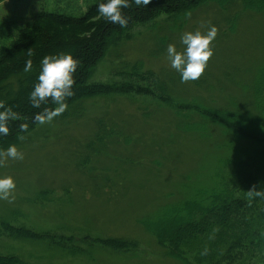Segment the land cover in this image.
<instances>
[{"label": "rangeland", "instance_id": "374dc122", "mask_svg": "<svg viewBox=\"0 0 264 264\" xmlns=\"http://www.w3.org/2000/svg\"><path fill=\"white\" fill-rule=\"evenodd\" d=\"M99 1L3 0L0 25L15 36L42 9L82 15ZM218 3L208 0L183 16L162 14L134 26L108 46L91 80H133L135 90L85 99L67 117L38 123L19 137L14 145L24 158L0 166V177L16 182L15 198L0 200V224L5 219L41 237L5 236L2 246L31 264H183L142 222L155 220L196 184L208 183L230 149L222 148L221 128L201 121L197 112L194 122L205 123V131L176 129L177 113L190 104L215 111L252 104L251 87L264 72V12L248 11L238 0ZM212 25L218 34L207 68L199 79L181 82L167 46L182 52L184 32H206ZM100 238L121 239L130 248L115 250Z\"/></svg>", "mask_w": 264, "mask_h": 264}, {"label": "trees", "instance_id": "16d2710c", "mask_svg": "<svg viewBox=\"0 0 264 264\" xmlns=\"http://www.w3.org/2000/svg\"><path fill=\"white\" fill-rule=\"evenodd\" d=\"M207 1L152 0L146 8L139 9L132 5L123 9L129 18L124 28L107 23L98 14L97 5L103 0L91 4L82 15L42 9L15 36L8 34L10 29L4 30L0 25V102L5 108H12L19 117L10 122L9 134L0 136V146L18 143L21 135L38 124L34 122L36 113L45 107H57L49 101L41 108H33L28 99L37 83L43 57L71 53L79 60L74 95L65 100L67 108L61 114L67 117L71 106L85 99L135 90L133 80L123 84L91 80L95 66L105 57L111 43L138 24L162 14L174 18L183 16ZM238 1L248 11L264 12V0ZM28 60L32 61V68L25 72ZM133 70L132 74L138 75V67ZM143 79L148 80V75H143ZM251 90L256 94L255 102L240 108L224 106L229 110L224 111L219 105H210L222 108L215 111L190 104L185 108L186 113H177L181 117L177 121L181 129L179 125L176 129L191 134L205 131V123L194 122L193 116L197 112L201 121L221 128L220 136L226 141L222 148L230 149L228 158L220 157V165L212 172L208 183L196 184L180 196L182 200L165 206L155 220L142 222L166 254L183 264H264V197L248 195L253 186L264 191V72L256 78ZM142 91L148 92V89H138V92ZM186 121L188 126L184 125ZM99 139L103 137L99 135ZM5 236L16 239L41 237L27 227L3 219L0 239ZM97 240L115 250L130 248L128 242L117 238ZM21 255L0 244V264H31Z\"/></svg>", "mask_w": 264, "mask_h": 264}, {"label": "clouds", "instance_id": "9594fccd", "mask_svg": "<svg viewBox=\"0 0 264 264\" xmlns=\"http://www.w3.org/2000/svg\"><path fill=\"white\" fill-rule=\"evenodd\" d=\"M152 0H103L97 5L98 14L107 22L124 28L129 23V18L123 9L135 5L138 9L146 8ZM218 29L210 26L206 32L199 29L186 31L180 40L185 46L184 50L178 51L174 44L167 46L166 52L172 69L180 74L181 82L195 81L199 79L207 68L209 59L214 54L212 47L216 39ZM79 66V60L71 53H59L47 55L40 62V72L37 83L29 94V102L33 108H41L42 104L49 101L57 105L54 109L43 108L34 116V122L44 125L61 115L67 108L65 100L74 95L73 85L76 82L75 74ZM32 68V61L25 63L24 71ZM0 136H7L10 132V122L19 117L12 108H5L0 102ZM24 127V126H21ZM23 154L15 145H10L6 150L0 151V166L5 159L22 160ZM16 182L12 176L0 177V200L14 199ZM249 197H264V191L253 186L248 190Z\"/></svg>", "mask_w": 264, "mask_h": 264}]
</instances>
